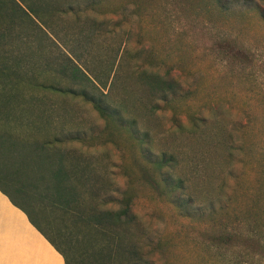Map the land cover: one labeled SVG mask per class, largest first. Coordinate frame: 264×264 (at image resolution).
I'll return each mask as SVG.
<instances>
[{
  "label": "rangeland",
  "instance_id": "374dc122",
  "mask_svg": "<svg viewBox=\"0 0 264 264\" xmlns=\"http://www.w3.org/2000/svg\"><path fill=\"white\" fill-rule=\"evenodd\" d=\"M48 1L61 7L67 1L78 3L74 12L62 8L50 12L57 33L73 46L76 39L85 60L81 67L90 72L106 77L121 59V79L113 96L135 100L133 111L127 109L125 116H137L139 126L151 130L159 147L176 150L191 176V191L199 204L193 216L180 215L167 197L157 196L146 183H137L141 196L134 211L143 228L155 230L161 245L155 253L157 264H229L227 259L240 249L222 256L209 246L212 233L220 228H248L255 222L264 235V0L250 6L232 4L229 9L219 0H95L98 3L87 9L94 0ZM22 18L26 23V14ZM93 20L98 24L94 40L80 41L77 32ZM15 31L22 34L11 50L15 73L26 87H32L24 92L25 106L12 107L15 119L9 118L11 124L1 128L17 131L23 117L24 126L44 131L50 126L58 134L72 130L82 139L72 145L79 147L82 141L96 145V151L107 156L119 184H125L124 169L131 174L137 170L138 143L126 129L105 119L92 102L43 88L48 81L65 87L81 84L70 71L53 73L46 68L45 55H32V50H43L46 57L51 53L54 64L60 62L58 54L70 58L72 54L63 44L49 53L38 27L17 25ZM227 44L235 61L223 60L219 52ZM240 46L246 48L245 55L237 52ZM2 48L7 58L10 49ZM64 62L69 63L67 58ZM141 67L170 72L179 80L180 90L149 110L152 98L132 76ZM131 86L138 93L129 92ZM111 130L114 134L108 136ZM216 132L221 143L210 136ZM17 138L4 134L1 143L9 147ZM0 157V184L32 211L14 183L24 176L20 159L4 151ZM242 261L264 264V251L254 257L247 253Z\"/></svg>",
  "mask_w": 264,
  "mask_h": 264
},
{
  "label": "trees",
  "instance_id": "16d2710c",
  "mask_svg": "<svg viewBox=\"0 0 264 264\" xmlns=\"http://www.w3.org/2000/svg\"><path fill=\"white\" fill-rule=\"evenodd\" d=\"M219 1H223L224 8L229 9L233 5L250 6L256 0ZM97 3L95 0L88 2L86 9ZM64 5L61 7L48 0H0V153H14L20 159L24 176L11 180L28 198L32 211L17 202L1 184L0 189L26 212L31 223L61 253L65 264H157L155 253L160 251L161 245L155 237V230L150 226L143 228L134 211L136 201L141 196L137 183H146L157 196L167 197L180 215L193 216L199 204L191 191V176L182 168L181 156L176 150L159 147L151 130L139 126L137 116H125L127 109L130 113L133 111L135 100L113 96L121 79V59L116 69L114 63L106 77L103 73L101 76L81 67L85 63L82 47L75 44L76 39L75 46L65 42L57 33L50 15L53 10L62 11L61 8L65 12H74L78 3L67 1ZM22 14L27 16L26 23ZM94 22L79 29L80 41L94 40L98 28ZM17 25H20V29L24 26L38 27L42 39H46L49 53L58 51L59 45L63 44L72 54L71 58L58 54L60 62L54 64L51 53L46 57L43 50L40 53L31 48L32 55H45L46 68L58 75L70 71L72 78L81 84L78 87H65L48 81L41 85L43 88L60 94L72 93L92 102L105 119L116 123L118 129H126L138 143L140 157L137 170L131 174L124 169L127 177L125 184H119L107 156L96 151V145L84 141L79 147L72 145V142L82 140L72 130L58 134L57 129H50V126L45 131L39 126H24L23 117L20 124L24 129L19 126L17 131L8 133L6 128H1L11 124L9 118L15 119L11 114L12 107H19L20 110L25 106L27 100L23 98L26 96L24 92L32 87H26L23 78L15 73V53H11V50H15V38L22 37L20 32L15 31ZM3 45L10 49L7 58L2 54ZM219 52L223 54V60L235 61L231 45L227 44ZM237 52L245 55L247 50L240 46ZM65 57L68 64L64 62ZM132 73L136 84L152 98L147 104L149 110L158 107V101H166L169 95L181 88L179 80L170 76V72L161 74L154 69L141 67ZM129 92L138 93L135 86H131ZM4 134L18 138L9 147H4L1 143ZM112 134L111 130L108 136ZM219 135L218 132L210 134L212 140L218 141ZM209 239V246L218 249L222 256L236 249H245L252 257L264 251V235L255 222L253 226H242L239 230L220 228ZM240 250L235 252L233 259L228 258L227 263L243 264L242 258L247 253Z\"/></svg>",
  "mask_w": 264,
  "mask_h": 264
},
{
  "label": "crops",
  "instance_id": "0c3cea01",
  "mask_svg": "<svg viewBox=\"0 0 264 264\" xmlns=\"http://www.w3.org/2000/svg\"><path fill=\"white\" fill-rule=\"evenodd\" d=\"M0 264H65L61 253L1 189Z\"/></svg>",
  "mask_w": 264,
  "mask_h": 264
}]
</instances>
